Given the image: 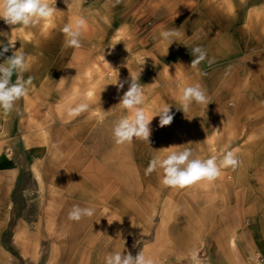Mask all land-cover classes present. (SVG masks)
<instances>
[{"label": "rangeland", "instance_id": "374dc122", "mask_svg": "<svg viewBox=\"0 0 264 264\" xmlns=\"http://www.w3.org/2000/svg\"><path fill=\"white\" fill-rule=\"evenodd\" d=\"M55 7L24 30L0 19V51L15 42L0 63L22 52L21 75L32 78L15 109L0 113V159H10L0 168V264H104L112 251L142 249L153 264H193V251L200 264H264V0H55ZM77 17L87 23L82 46L65 47L62 29ZM169 29L180 36L168 47L160 32ZM197 46L207 59L193 69ZM130 72L140 73L149 118L165 105L174 115L165 127L153 117L149 144L117 145L112 136L129 115L119 103ZM117 76L123 88L112 84ZM195 84L210 103L185 114L178 97ZM81 102L89 109L68 115ZM184 147L201 159L232 150L241 164L175 189L162 186V170L145 174L154 156ZM76 205L96 213L71 221Z\"/></svg>", "mask_w": 264, "mask_h": 264}, {"label": "clouds", "instance_id": "9594fccd", "mask_svg": "<svg viewBox=\"0 0 264 264\" xmlns=\"http://www.w3.org/2000/svg\"><path fill=\"white\" fill-rule=\"evenodd\" d=\"M56 12L58 11L55 7V0H51V2L49 0H0V19L7 25L14 26V28L21 26V30L35 26L43 19L53 17ZM86 30L87 23L84 17H77L73 23L65 25L62 29L65 35V47L80 48ZM179 36L178 29L160 32V37L168 41V47L176 41L173 38ZM14 47L15 42L9 39L8 44L3 47V51H0V56ZM191 54L194 59L190 67L193 69H196L207 59L206 50L199 46L193 48ZM213 62L214 59H208L209 65ZM27 69L25 54L18 51L8 57L4 63H0V113L5 115L11 113L16 107V102L28 94L32 78L29 77L25 80L21 75ZM14 74L17 75L15 82L12 81ZM139 76L140 73L136 76L130 72L129 89L119 103V106H122L129 115L117 120L113 125L112 136L117 145L131 143L134 139H140L149 144L151 135L149 125L153 117H160V127L170 125L174 119L170 105L161 107L151 118L146 115L143 108V87L139 82ZM126 82L119 81L117 76L116 82L112 84L117 85L118 88H123ZM103 89L104 87L102 91ZM178 101L180 107L177 109L182 110L185 114L189 113L194 103L206 106L210 103L200 84L184 87L180 92ZM89 107V103L81 102L76 107L69 108L68 115H79L87 111ZM175 147L180 148V146ZM240 164L241 161L237 153L232 150H225L220 157L211 156L201 159L195 155L191 148L184 147L182 150L169 151L164 156H154L145 169V174L150 175L154 171L162 170V186L175 189L184 188L201 181L213 182L221 176L223 169L235 170ZM95 213L96 208L94 206L81 207L76 205L68 213V219L79 222L83 218L93 217ZM112 222L108 220L109 224ZM190 259L193 264H200L194 251L190 253ZM104 264H153V260L146 257L143 249L136 256L131 253L124 254L123 250L112 251L107 254L104 258Z\"/></svg>", "mask_w": 264, "mask_h": 264}, {"label": "crops", "instance_id": "0c3cea01", "mask_svg": "<svg viewBox=\"0 0 264 264\" xmlns=\"http://www.w3.org/2000/svg\"><path fill=\"white\" fill-rule=\"evenodd\" d=\"M60 1L62 2V0H58V3H60ZM10 167V159H0V168H4V169H8ZM2 171H5V170H2ZM224 243L221 242V247L224 249V255L225 257L228 259V262H229V259L232 258V255L230 254V251H229V247H230V239H226V240H223Z\"/></svg>", "mask_w": 264, "mask_h": 264}]
</instances>
